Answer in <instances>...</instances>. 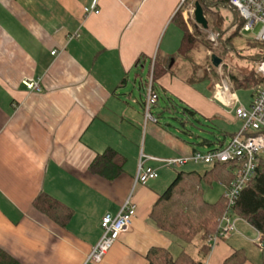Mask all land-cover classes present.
<instances>
[{
    "label": "crops",
    "instance_id": "obj_1",
    "mask_svg": "<svg viewBox=\"0 0 264 264\" xmlns=\"http://www.w3.org/2000/svg\"><path fill=\"white\" fill-rule=\"evenodd\" d=\"M92 2L0 0V248L19 264H84L102 235L103 216L118 214L130 193L137 214L100 264H149L154 246L178 254L191 244L158 228L150 214L173 177L162 171L161 159L200 149L161 121L175 105L154 107L158 122L147 124L143 107L155 57L180 46L183 31L173 20L179 0H99V13H85ZM173 63L174 72L155 82L159 98L161 90L170 102L177 96L196 111V120L232 113L213 99V80L206 86L211 99L201 96L196 88L207 80L191 84L187 63ZM211 144L203 145L208 150ZM108 148L126 157L113 180L89 171ZM140 163L158 177L135 184ZM186 164L169 166L185 170ZM209 185L204 199L215 203L226 187ZM41 192L73 210L66 225L35 206ZM236 227L229 238L210 243L206 256L196 243V258L225 264L244 249V264H264V236L260 246V232L248 221L238 217Z\"/></svg>",
    "mask_w": 264,
    "mask_h": 264
},
{
    "label": "trees",
    "instance_id": "obj_2",
    "mask_svg": "<svg viewBox=\"0 0 264 264\" xmlns=\"http://www.w3.org/2000/svg\"><path fill=\"white\" fill-rule=\"evenodd\" d=\"M190 1V0H188ZM198 1L208 19L209 24L216 30H222L225 16L222 14L223 8L231 7L227 0H196ZM183 7L179 8L175 13L173 20L176 21L183 31V37L178 50L169 54L166 58L155 57L153 69V82L156 86V81L164 74L172 71L174 63L178 58L192 60V53L199 42L198 37L191 33L183 20ZM230 9V10H231ZM236 16L233 24L237 29L233 34L240 33L244 20L235 10ZM198 25V24H197ZM197 33L200 34L196 27ZM224 31H222L223 33ZM221 42L220 46L215 47V52L218 56L224 59V63L228 55L229 45L231 44V37L224 38L223 34L219 33ZM206 46L213 47V45L203 39ZM212 56V55H211ZM143 58V56H141ZM140 57V59H141ZM264 59V48L262 47L255 57L257 64ZM212 62V58L210 59ZM223 62V60H222ZM213 64V63H212ZM194 69L189 82L191 84L196 81H203L211 79L208 73H199L198 63H194ZM231 77L236 89H247L253 87L263 79L257 78V66L249 71L242 70L240 73H235L231 70ZM183 113L189 117H193L196 111L183 107ZM178 118V117H176ZM180 119V118H179ZM199 121V119H197ZM201 122V121H199ZM181 123L184 125L183 120ZM202 123V122H201ZM204 123V122H203ZM224 137L223 140L218 139L221 143L228 136H234L237 132H227L221 130ZM256 134V133H254ZM214 143L212 140L204 138L202 144L206 142ZM126 157L114 148H108L104 152L97 154L90 164L89 171L94 174L101 175L109 180L117 178L123 172ZM234 165L230 162H218L211 164V167L204 172L200 171H185L180 170L176 178L168 186L163 194H161L154 204L151 211V218L156 223L157 227L163 231H167L177 237L182 243H192L197 236H201L202 246L199 251L203 256L207 255L211 250V245L207 243L209 238L217 233L219 221L222 213L226 210V200L222 196L217 202L210 203L204 199V192L202 189V182L211 184L219 182L225 187H229L235 177L233 169ZM35 206L43 213L50 216L53 220L61 225H66L73 210L61 202L59 199L53 197L47 192H41L34 200ZM235 214L248 221L256 229H258L264 236V154L260 155L259 163L256 169L255 176L246 185L240 194V197L234 207ZM149 264H205L202 259L196 258L186 249L182 248L178 254H174L170 249L160 246L152 247L147 253ZM247 255L244 249H238L225 261V264H244ZM0 264H19V261L10 255L8 252L0 248Z\"/></svg>",
    "mask_w": 264,
    "mask_h": 264
},
{
    "label": "built area",
    "instance_id": "obj_3",
    "mask_svg": "<svg viewBox=\"0 0 264 264\" xmlns=\"http://www.w3.org/2000/svg\"><path fill=\"white\" fill-rule=\"evenodd\" d=\"M227 1L244 20V25H242L240 32L252 31L257 23H261V30L255 39L263 41L264 0ZM194 3H189L188 0H179L178 9L184 8L182 14L186 21L189 16L195 17L196 6ZM84 11L85 13H99V0H93L92 5L85 7ZM217 36L212 33V40H218ZM52 53H56V50ZM216 68L219 72V78L213 85V99L228 108L230 112L235 113L236 118L242 121L241 128L226 142L217 143L204 152L195 150L190 155L161 159L164 163L174 166H180L189 161L206 164L230 162L234 165L235 177L224 192V198L227 203L226 210L220 218L217 233L209 238V243L211 244L229 238L236 231L238 216L234 212V207L243 189L255 176L260 155L264 153V59L257 65V76L263 77V79L253 87L252 100L249 107L241 103L238 89H236L231 77L223 70L222 63ZM27 85L29 88L39 89V84L34 81H27ZM146 90L143 103L145 124L158 122L153 108L159 100V93L153 84V74L150 75ZM149 158L156 159V157L152 156H149ZM157 177L158 174L154 167L140 163L135 177V184L138 182L146 183ZM136 214L137 204L133 200L132 193H130L118 214L114 215L107 212L103 216L101 221L102 235L88 254L84 264H100L121 234L129 229ZM259 235L260 237L257 238V241L261 246L262 241L260 238H262L263 234L260 232Z\"/></svg>",
    "mask_w": 264,
    "mask_h": 264
},
{
    "label": "rangeland",
    "instance_id": "obj_4",
    "mask_svg": "<svg viewBox=\"0 0 264 264\" xmlns=\"http://www.w3.org/2000/svg\"><path fill=\"white\" fill-rule=\"evenodd\" d=\"M190 2H195L196 0H190ZM194 3V4H195ZM231 8H223L222 14L225 16V20L223 21L222 30H216L209 24L208 28H204L201 24H198L195 20L194 16H189L188 20L183 16V20L186 23L189 31L196 35L198 37V44L196 46V49H194V52L192 53V60H185L182 59L185 63L188 65V73L192 74V71L194 69V63H198L200 69L199 73H208L211 75V80L214 82L219 78V72L217 68L212 64L210 61L212 54H217L215 52V47L220 46L221 42L219 38V33L223 34L224 38L231 37V44L229 45L228 55L226 62L224 63V59L222 62L223 70L231 77V70L235 73H240L242 70L249 71L253 67L257 66V62L254 60L256 57V53L263 47L264 48V40L258 41L257 35L259 31L261 30V23H257L255 25L254 29L252 31H244L240 32L238 34H233L235 30L237 29L236 25L233 24V20L235 18V10H230ZM183 15V14H182ZM209 22V21H208ZM198 24V25H197ZM196 27L199 29L200 34L197 33ZM222 31H224L222 33ZM212 33L218 35V40H212L211 36ZM203 39L210 42L213 47H209L205 45V42H203ZM257 78H260L259 76H256ZM232 79V77H231ZM233 80V79H232ZM260 82V81H259ZM210 80L204 81L201 86L196 88V90H200L201 96L204 95L205 97L208 96L211 99V93H208L207 85H209ZM256 86V85H255ZM254 87V86H253ZM253 87L247 88V89H239L238 95L241 100V103L245 105L246 107H249L251 100H252V92ZM206 90V92H205ZM173 98V101L170 102L168 99V96L161 90L160 92V98L158 101V104H156L154 107L156 109L160 110L167 104L175 105L177 108L175 111H172L171 114H166V116L162 117L161 121L163 123H169L168 126L176 135L183 138L185 141L196 144L197 147L202 151H206V146L201 144V141L204 138H207L209 140H212L214 143L210 145V147L215 146L218 139L223 140V133L221 130H229L231 132H234L239 129V127L242 125V122L240 120L236 119L235 113H228L226 109H224L227 113V116L224 117H216L214 119H207L203 115H199L197 118L198 120H194L192 117H189L186 114H183V107L188 106L186 103L181 102V100L174 95H170ZM213 96V94H212ZM208 99V98H205ZM159 110V111H160ZM178 117V118H176ZM176 118V119H175ZM180 118V119H179ZM181 119L184 122V125L181 123ZM207 119V120H206ZM204 122V123H203ZM264 154V153H263ZM162 171H166L168 173H171L173 176L170 180V185L176 174L177 170L174 166L164 165ZM211 164L206 163H190L186 164L182 167V169L185 170H199L201 172H204L206 169L210 168ZM194 168V169H191ZM163 174H160V177L162 178ZM219 183V182H216ZM220 184V183H219ZM215 185V184H213ZM216 186V185H215ZM211 186L206 183L202 182V189L204 193H208L210 191ZM206 195V194H205ZM198 244L202 246V239L201 236H197L194 241L191 244H188V251L193 254L195 257H197V251L195 244ZM209 243V240L207 241ZM210 244V243H209Z\"/></svg>",
    "mask_w": 264,
    "mask_h": 264
},
{
    "label": "water",
    "instance_id": "obj_5",
    "mask_svg": "<svg viewBox=\"0 0 264 264\" xmlns=\"http://www.w3.org/2000/svg\"><path fill=\"white\" fill-rule=\"evenodd\" d=\"M196 10H195V20L198 24H201L204 28H208V19L206 18V15L204 13V9L202 5L196 1L195 3ZM212 63L215 67H218L222 63V57L218 56L217 54H212Z\"/></svg>",
    "mask_w": 264,
    "mask_h": 264
}]
</instances>
